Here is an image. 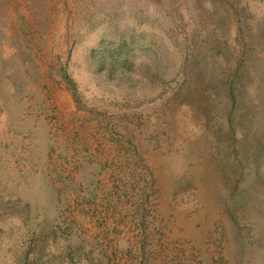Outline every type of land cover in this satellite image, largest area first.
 Returning a JSON list of instances; mask_svg holds the SVG:
<instances>
[{
    "label": "rangeland",
    "instance_id": "1",
    "mask_svg": "<svg viewBox=\"0 0 264 264\" xmlns=\"http://www.w3.org/2000/svg\"><path fill=\"white\" fill-rule=\"evenodd\" d=\"M0 264H264V0H0Z\"/></svg>",
    "mask_w": 264,
    "mask_h": 264
}]
</instances>
